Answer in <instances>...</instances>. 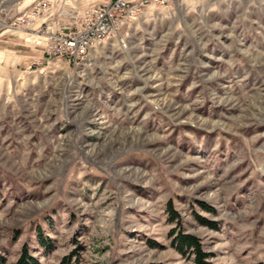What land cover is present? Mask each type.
<instances>
[{"label": "rangeland", "instance_id": "1", "mask_svg": "<svg viewBox=\"0 0 264 264\" xmlns=\"http://www.w3.org/2000/svg\"><path fill=\"white\" fill-rule=\"evenodd\" d=\"M32 1L0 13V264H193L178 233L264 264V0L147 4L87 82L10 26Z\"/></svg>", "mask_w": 264, "mask_h": 264}, {"label": "built area", "instance_id": "2", "mask_svg": "<svg viewBox=\"0 0 264 264\" xmlns=\"http://www.w3.org/2000/svg\"><path fill=\"white\" fill-rule=\"evenodd\" d=\"M163 1L102 0L78 7L72 0H36L14 18L10 26L28 27L40 21L39 31L47 42L44 53L47 62L55 59L87 82L90 79L87 73L94 70L93 64L104 73L99 65L101 55L112 58L117 50L125 52L130 22L140 14L142 7ZM7 2L9 0H0V13L9 11L6 10ZM97 76L95 79L100 81L101 77Z\"/></svg>", "mask_w": 264, "mask_h": 264}, {"label": "trees", "instance_id": "3", "mask_svg": "<svg viewBox=\"0 0 264 264\" xmlns=\"http://www.w3.org/2000/svg\"><path fill=\"white\" fill-rule=\"evenodd\" d=\"M168 211L169 214H171V219H176L177 214L171 210L170 206H168ZM173 246L182 254L190 252L193 256V264H211L207 262L209 255L202 252L198 240L193 236L178 233L173 240ZM15 264L37 263L31 256H29L27 251L23 249Z\"/></svg>", "mask_w": 264, "mask_h": 264}, {"label": "crops", "instance_id": "4", "mask_svg": "<svg viewBox=\"0 0 264 264\" xmlns=\"http://www.w3.org/2000/svg\"><path fill=\"white\" fill-rule=\"evenodd\" d=\"M27 0H24V2H26ZM34 1H36V0H33L32 2H28L26 5H24L25 6V8H24V10L28 7V6H30Z\"/></svg>", "mask_w": 264, "mask_h": 264}]
</instances>
